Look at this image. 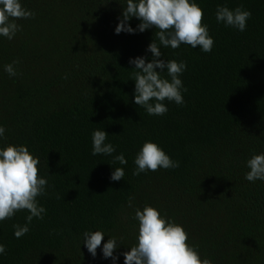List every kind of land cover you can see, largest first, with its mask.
Returning <instances> with one entry per match:
<instances>
[{
  "label": "trees",
  "instance_id": "16d2710c",
  "mask_svg": "<svg viewBox=\"0 0 264 264\" xmlns=\"http://www.w3.org/2000/svg\"><path fill=\"white\" fill-rule=\"evenodd\" d=\"M194 2L212 51L160 45L161 59L187 64L184 104L165 100L167 113L149 116L134 102L129 60L150 62L147 47L159 41L152 28L116 34L126 0H21L35 16L17 21L12 40L0 36V147L25 145L39 158L48 184L37 201L46 212L19 239L13 225H24L27 211L0 222V264H113L102 253L109 237L123 238L114 255L124 264L138 234L134 210L145 205L183 226L211 264H264V182L244 178L246 161L264 153V0ZM218 5L250 11L246 30L218 23ZM17 60L9 77L3 66ZM97 129L127 164L91 154ZM146 141L180 166L133 175ZM116 167L125 172L120 181L110 179ZM95 230L104 238L93 258L82 241Z\"/></svg>",
  "mask_w": 264,
  "mask_h": 264
},
{
  "label": "clouds",
  "instance_id": "9594fccd",
  "mask_svg": "<svg viewBox=\"0 0 264 264\" xmlns=\"http://www.w3.org/2000/svg\"><path fill=\"white\" fill-rule=\"evenodd\" d=\"M35 13L25 9L21 0H0V36L12 40L21 30L18 20L34 18ZM133 17L140 23L136 29L129 24ZM216 21L225 27H232L240 32L246 30L247 21L251 12L237 7L230 10L227 6H217ZM115 28L116 34L123 32H144L155 29L156 39L147 47L152 53L151 61L147 57L130 59L129 63L135 65L132 80L135 82L134 102L142 107L149 116H163L168 108L164 101L184 104L181 92L183 88L181 74L186 70V62L161 59L160 45L164 48L177 49L181 44L199 47L204 53L212 51L214 40L209 35L207 25L204 24V12L194 0H126L122 15ZM19 61L4 65V71L9 77L17 75L14 65ZM156 69H160L158 72ZM166 70V71H165ZM166 73L168 78L162 74ZM187 91V89H184ZM5 128L0 125V139L4 137ZM108 134L103 130L92 132V155L112 156V163L127 164L123 153L116 152L111 143H105ZM39 158L34 156L25 145H12L0 147V222L11 219L19 211H27L24 225L14 224V236L19 239L29 231V224L33 218L43 219L46 209L40 206L37 197L46 194L48 181L39 175ZM136 168L133 175L149 171L155 172L163 169H173L180 166L179 161H174L165 151L154 142H144L134 158ZM249 169L245 179L249 182H264V153L254 154L246 161ZM125 172L121 167H116L110 179L120 181ZM59 199V197H57ZM134 197H129L128 207L132 208ZM132 219L138 221V234L136 243L129 251L122 253L124 264H211L207 258L202 259L196 246L188 244V234L183 226L175 223L170 218L161 215L155 207L145 205L143 209L136 208ZM104 233L100 230L85 231L83 245L93 258L101 246ZM120 240L110 238L103 243V258H111L113 264L118 259L114 252L122 244ZM119 242V243H118ZM6 249L0 244V255Z\"/></svg>",
  "mask_w": 264,
  "mask_h": 264
}]
</instances>
